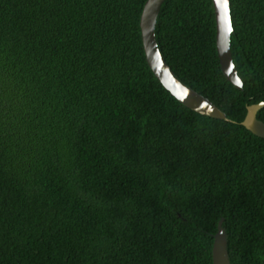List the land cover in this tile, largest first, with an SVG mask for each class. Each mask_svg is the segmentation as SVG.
I'll use <instances>...</instances> for the list:
<instances>
[{
	"label": "trees",
	"instance_id": "obj_1",
	"mask_svg": "<svg viewBox=\"0 0 264 264\" xmlns=\"http://www.w3.org/2000/svg\"><path fill=\"white\" fill-rule=\"evenodd\" d=\"M146 0H0V264H264V0H229L221 73L211 0H165L154 36L197 115L148 68ZM264 123V108L256 114Z\"/></svg>",
	"mask_w": 264,
	"mask_h": 264
},
{
	"label": "water",
	"instance_id": "obj_2",
	"mask_svg": "<svg viewBox=\"0 0 264 264\" xmlns=\"http://www.w3.org/2000/svg\"><path fill=\"white\" fill-rule=\"evenodd\" d=\"M165 0H146L139 18L141 43L148 68L162 88L182 107L191 112L215 120L228 121L225 114L213 106L206 98L183 85L173 75L163 60L154 36V27L161 5ZM215 22V49L221 73L236 90H242L230 54V36L233 32L229 0H211ZM264 108V103L246 107V114L240 125L256 138L264 140V123L256 119V114ZM222 221L217 224L211 250L212 264H230L227 253L225 231Z\"/></svg>",
	"mask_w": 264,
	"mask_h": 264
}]
</instances>
